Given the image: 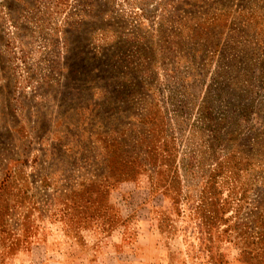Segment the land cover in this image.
<instances>
[{
    "label": "rangeland",
    "instance_id": "obj_1",
    "mask_svg": "<svg viewBox=\"0 0 264 264\" xmlns=\"http://www.w3.org/2000/svg\"><path fill=\"white\" fill-rule=\"evenodd\" d=\"M0 264H264V0H0Z\"/></svg>",
    "mask_w": 264,
    "mask_h": 264
}]
</instances>
